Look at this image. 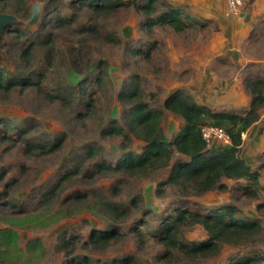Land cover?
<instances>
[{
	"label": "rangeland",
	"instance_id": "rangeland-1",
	"mask_svg": "<svg viewBox=\"0 0 264 264\" xmlns=\"http://www.w3.org/2000/svg\"><path fill=\"white\" fill-rule=\"evenodd\" d=\"M79 1L26 0L31 14L33 4L40 5L37 22L29 24L31 16L16 13V2L0 0V12L18 18L0 33V67L19 80L37 82L41 75L39 84L0 92V229L11 227L17 248L25 252L30 240L41 241L44 252L36 250L34 264H70L85 257L104 264L129 255L135 264H230L244 256L258 257L256 264H264V109L242 134L240 148V156L259 172L254 197L238 188L250 183L245 179L223 178L227 189L197 194L160 185L169 167L147 175L95 170V163L140 153L145 144L132 135L124 148L121 136L106 134L114 119L125 124L128 108L118 93L131 81L139 82L144 100L153 107H162L168 96L181 90L214 112H247L251 95L244 78H264V0H244L236 15L228 14L227 0H167L197 21L184 32L143 27L142 14L132 6L106 14ZM60 17L72 24L56 25ZM29 44L31 53L23 57L22 49ZM143 48L145 52L132 51ZM89 94L93 106L88 110ZM161 124L171 140L185 121L165 109ZM209 145L222 144L214 139ZM179 159L188 158L177 153L172 160ZM78 192L86 194L84 201H79ZM103 201L124 212L115 215ZM84 203L91 205L86 211L50 224L34 219H52L63 208ZM228 205L238 209V217L257 220L261 236L239 245L223 244L216 254L195 261L179 254L162 258L166 246L156 233L178 207L212 212ZM115 227L122 235L106 248L89 243L95 231ZM180 232L179 238L188 242L208 239L200 224ZM0 248V264L21 254L16 247Z\"/></svg>",
	"mask_w": 264,
	"mask_h": 264
},
{
	"label": "trees",
	"instance_id": "trees-1",
	"mask_svg": "<svg viewBox=\"0 0 264 264\" xmlns=\"http://www.w3.org/2000/svg\"><path fill=\"white\" fill-rule=\"evenodd\" d=\"M17 3L16 13L30 17L31 11L26 7V0H10ZM79 3L88 7L96 13L112 14L121 7H133L143 16V27L160 26L170 27L176 32H184L195 27L198 23L189 15H185L181 9L173 6L167 0H80ZM5 9V8H4ZM72 24L67 19L60 17L56 25ZM50 40V33L44 41ZM31 44L22 49L23 57L29 56L32 50ZM153 48V47H150ZM134 53L145 52V49L132 50ZM148 56V53L145 54ZM39 80L33 82L31 79L19 80L9 76L4 68L0 67V92L9 91L17 85L29 86L39 84ZM99 78V77H98ZM73 79L80 84L81 78L74 73ZM135 80V78H133ZM245 90L251 95L250 107L245 114L214 112L207 106L197 104L184 91L177 90L168 96L162 107L149 105L143 96V89L139 82L131 81L126 89L118 93V98L127 104L125 112V124L114 119L112 125L107 129L109 136H121L122 146L127 148L131 142V136L144 141L140 153L126 152L115 162L104 159L95 163L97 173L124 172L136 175H147L148 173L165 167H169V174L160 185H176L186 191L190 190L202 194L210 190H225L227 184L223 178L245 179L250 183L238 186L250 197L257 195L255 186L259 184V172L253 170L250 165L240 156V148L243 143L242 134L254 124L264 109V78H244ZM60 97V94H56ZM89 110L93 106L92 94L86 103ZM167 109L180 115L185 125L173 139H168L161 119L164 110ZM205 125L222 127L230 136L231 143L228 145H209L204 138L202 128ZM55 145H52L54 147ZM179 153L188 159H179L173 162V157ZM94 152L89 151V156ZM71 173V172H70ZM65 178L67 175L64 176ZM79 201L86 199V194L78 192ZM49 198H44L43 203H48ZM110 212L120 215L124 211L113 202L103 201ZM91 205L86 203L82 207L77 206L72 210L63 208L64 212H58L53 218H42V215L34 216L40 222L50 224L56 222L61 216H72L78 212H84ZM238 209L233 205L220 207L212 212H203L200 209H190L187 206L178 207L176 213L167 217L158 230V240L166 246L162 255L163 259H170L176 255L187 260H199L216 254L223 244L239 245L258 238L262 234V225L252 218H240L236 215ZM36 225V222H34ZM17 224V222H15ZM200 224L208 234V239L203 241L188 242L179 238L181 228ZM22 225V222L18 223ZM140 237L141 233H138ZM122 235L118 228L108 231H95L90 235V244L106 248L112 240ZM16 232L11 228L0 229V244L7 246L11 251L17 246ZM5 241V242H4ZM1 249V248H0ZM21 254L11 257L8 264H34L36 252H44V247L39 239L28 242L27 252L18 249ZM37 250V251H36ZM4 253V252H2ZM23 259V260H21ZM258 257H240L230 264H256ZM70 264H95L89 258L72 259ZM104 264H135L132 255L123 259L105 261Z\"/></svg>",
	"mask_w": 264,
	"mask_h": 264
},
{
	"label": "built area",
	"instance_id": "built-area-1",
	"mask_svg": "<svg viewBox=\"0 0 264 264\" xmlns=\"http://www.w3.org/2000/svg\"><path fill=\"white\" fill-rule=\"evenodd\" d=\"M245 4L244 0H227V12L231 15H236L241 12ZM204 138L210 143L217 139L222 145L231 143L228 133L219 126L205 125L202 128Z\"/></svg>",
	"mask_w": 264,
	"mask_h": 264
},
{
	"label": "water",
	"instance_id": "water-1",
	"mask_svg": "<svg viewBox=\"0 0 264 264\" xmlns=\"http://www.w3.org/2000/svg\"><path fill=\"white\" fill-rule=\"evenodd\" d=\"M39 15H40V5L38 2H35L32 6V15L28 23L29 24L36 23ZM17 19L18 18L16 15H13L11 13L0 12V33L3 31L6 25L15 22ZM0 62H1V55H0Z\"/></svg>",
	"mask_w": 264,
	"mask_h": 264
}]
</instances>
